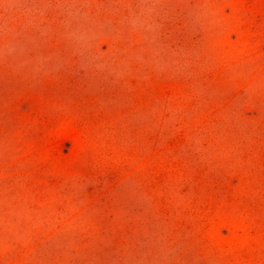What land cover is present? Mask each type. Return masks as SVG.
Masks as SVG:
<instances>
[{"label":"rangeland","instance_id":"rangeland-1","mask_svg":"<svg viewBox=\"0 0 264 264\" xmlns=\"http://www.w3.org/2000/svg\"><path fill=\"white\" fill-rule=\"evenodd\" d=\"M0 264H264V0H0Z\"/></svg>","mask_w":264,"mask_h":264}]
</instances>
